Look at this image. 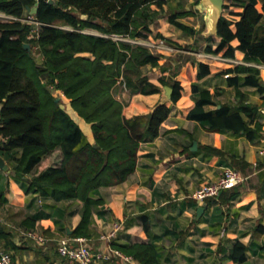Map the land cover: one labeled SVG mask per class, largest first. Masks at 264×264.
I'll return each mask as SVG.
<instances>
[{
  "label": "trees",
  "instance_id": "trees-1",
  "mask_svg": "<svg viewBox=\"0 0 264 264\" xmlns=\"http://www.w3.org/2000/svg\"><path fill=\"white\" fill-rule=\"evenodd\" d=\"M166 2L0 0L1 12L19 18L0 20V154L8 156L17 176H31L28 190L51 193L56 201L81 202V220L74 236L89 235L92 207L103 202L93 197L95 191L126 180L135 169L140 143L153 140L169 115L170 107L158 101L145 114L125 116L123 103L115 97V87L123 84L131 92L159 91V86L140 75L139 68L147 64L164 66L166 60L144 46L112 37L164 38L152 31L148 23L157 16L150 6L162 9ZM232 2L243 7L240 18L234 21L221 17L217 25L220 39L214 49L209 44L205 50L227 57L235 56L237 51L244 61L264 64V0ZM188 13L172 11L167 17L183 33L192 35L194 30L177 20ZM26 17L34 23L20 20ZM87 29L101 35L86 32ZM234 38L239 41L236 47L230 43ZM24 43H29L30 48L26 49ZM83 52L91 57L81 55ZM37 55L41 57L39 62ZM199 68V78L209 72L205 63L200 62ZM233 72L246 73L245 82L264 92L255 66L235 65L217 74ZM228 79L230 83L237 82L236 77ZM159 81L172 88L170 100L175 102L180 94L179 83L164 76ZM53 90H60L78 115L91 124L93 142L55 102ZM192 91L197 92L196 86H192ZM219 93V90L198 92L189 118L207 121L213 131H245L252 137L257 129L248 127L243 115L252 121L256 107L220 104ZM206 104L216 107L205 110ZM55 153L58 160L52 163ZM234 194L231 192L230 197ZM209 198L214 197L206 199ZM33 222L26 218L23 224L31 226ZM143 229L147 230L146 224ZM121 250L139 264H161L150 243H132ZM245 250L246 246L236 241L231 259L244 263Z\"/></svg>",
  "mask_w": 264,
  "mask_h": 264
},
{
  "label": "crops",
  "instance_id": "crops-1",
  "mask_svg": "<svg viewBox=\"0 0 264 264\" xmlns=\"http://www.w3.org/2000/svg\"><path fill=\"white\" fill-rule=\"evenodd\" d=\"M198 1L167 0L162 9L151 5L157 16L148 27L181 49L205 50L209 44L214 49L220 38L205 36V13L197 8ZM242 9L232 0H224L221 17L238 20ZM178 10L189 12L177 20L192 28V35L168 21V13ZM262 22L264 25V17ZM86 32L101 35L94 29ZM230 43L236 47L239 41L234 38ZM80 54L91 57L88 52ZM162 57L166 60L164 66L147 64L139 68L140 75L159 86V91L131 92L123 84L115 87V97L123 103L128 118L149 112L158 101L169 106L170 112L160 124L158 135L140 143L135 169L126 180L95 191L93 197L103 202L92 207L89 235L85 237L93 249H106L108 243L100 235L119 222L121 227L109 245L123 252L121 247L129 244L150 243L161 264H264V92L247 84L244 72L217 74L235 65L255 66L264 87V64L257 66L244 61L242 53L237 51L233 58L243 61L239 64L204 62L185 51L166 53ZM36 59L39 62L41 57L37 55ZM200 62L207 64L209 72L199 78ZM162 76L179 83L180 94L175 102L166 96L165 85L159 81ZM228 77H236L237 82L230 83ZM193 85L196 93L192 91ZM204 90H219L220 104L255 106L252 121L243 115L247 126L257 129L255 134L249 137L245 131H213L207 121L189 118L198 92ZM52 94L60 97V105L63 104L87 139L93 142L91 124L78 115L60 90H53ZM215 107L206 104L204 109ZM0 156L7 165V170L0 168V249L9 251L18 264H80L61 257L56 246L59 239L75 237L74 230L81 220V202L56 201L51 193L28 190L31 176H17L8 156ZM57 160L55 153L51 162ZM225 166L236 169L243 180L233 189L199 203L193 197L194 192L205 182L216 180ZM231 192L235 194L230 197ZM198 206L204 208L200 216L196 214ZM26 218L34 221L31 226L23 224ZM144 224L147 230L143 229ZM28 232L44 236L48 241L42 244L28 236ZM236 241L246 246L244 263L230 257ZM114 259L117 262L92 260L88 264H126ZM133 264H139L135 258Z\"/></svg>",
  "mask_w": 264,
  "mask_h": 264
},
{
  "label": "built area",
  "instance_id": "built-area-1",
  "mask_svg": "<svg viewBox=\"0 0 264 264\" xmlns=\"http://www.w3.org/2000/svg\"><path fill=\"white\" fill-rule=\"evenodd\" d=\"M18 17L13 15L6 14L0 11V20L10 21L17 20ZM22 21H27L34 23L30 17L20 19ZM36 23V22H35ZM37 24V23H36ZM114 39H120L126 42H129L133 45H141L149 49L151 52L163 56L166 53H173L179 51H185L192 54L197 59L204 62H220V63H232L239 64L243 61L233 58L223 56L214 52L206 50H185L181 49L178 46L173 45L172 43L167 42L164 38L157 37L154 39L151 38H142V37H118L112 36ZM257 66H262L257 64ZM243 180V176L236 171L231 166H225L220 176L210 182H205L202 184L193 194V197L199 202L202 203L208 197H217L223 189L233 187L239 184ZM121 227L119 222H115L110 231L102 233L100 239L107 241L108 246L106 249H93L90 244L89 238L85 236H75V237H65L57 241V252L58 254L70 261L78 262L80 264H88L92 260H103V261H112L114 258L121 260L126 264H133L134 258L131 255H126L121 252L119 249L109 245L111 239L116 236L117 231ZM28 236H31L37 239L40 243L44 244L48 239L44 236L38 235L36 233L28 232ZM0 264H18L12 258V255L9 251L0 249Z\"/></svg>",
  "mask_w": 264,
  "mask_h": 264
},
{
  "label": "water",
  "instance_id": "water-1",
  "mask_svg": "<svg viewBox=\"0 0 264 264\" xmlns=\"http://www.w3.org/2000/svg\"><path fill=\"white\" fill-rule=\"evenodd\" d=\"M49 3H54V0H47ZM224 0H199L197 3V8L205 13L204 21L206 25V31L204 32L206 37L217 35V25L221 18ZM26 49L30 48L29 43H24L23 45ZM165 94L170 97L171 87L165 85ZM60 97H55V102H59ZM2 105L0 104V109ZM196 143L193 142L192 148L195 149ZM0 168L7 170V165L5 164L3 158L0 156ZM204 208L202 206L197 207L196 214L200 216Z\"/></svg>",
  "mask_w": 264,
  "mask_h": 264
},
{
  "label": "rangeland",
  "instance_id": "rangeland-1",
  "mask_svg": "<svg viewBox=\"0 0 264 264\" xmlns=\"http://www.w3.org/2000/svg\"><path fill=\"white\" fill-rule=\"evenodd\" d=\"M89 31H92V29H89ZM62 96V95H61ZM61 105L63 106V104L61 103ZM64 107V106H63Z\"/></svg>",
  "mask_w": 264,
  "mask_h": 264
}]
</instances>
